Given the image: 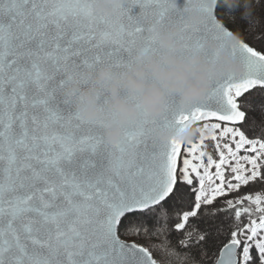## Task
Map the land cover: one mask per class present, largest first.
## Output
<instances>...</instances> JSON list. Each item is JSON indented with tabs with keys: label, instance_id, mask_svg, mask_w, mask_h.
<instances>
[{
	"label": "snow or ice",
	"instance_id": "snow-or-ice-1",
	"mask_svg": "<svg viewBox=\"0 0 264 264\" xmlns=\"http://www.w3.org/2000/svg\"><path fill=\"white\" fill-rule=\"evenodd\" d=\"M254 7L264 15V0ZM206 10L190 28L167 0H126L112 15L90 0H0V264H158L164 225L198 264H264V24L224 19L242 34L233 55L246 71L189 110L170 97L148 119L138 105L116 143L63 94L67 75L83 83L100 65L158 51L153 21L179 23L186 46L230 34L217 7ZM190 121L212 134L186 147L153 134Z\"/></svg>",
	"mask_w": 264,
	"mask_h": 264
},
{
	"label": "clouds",
	"instance_id": "clouds-1",
	"mask_svg": "<svg viewBox=\"0 0 264 264\" xmlns=\"http://www.w3.org/2000/svg\"><path fill=\"white\" fill-rule=\"evenodd\" d=\"M170 8L183 18L190 28L197 27L209 15L206 5L213 10L223 7L222 17H216L220 30L230 34L217 39L208 36L199 45L186 46L180 38L181 25L171 22L161 27L155 21L148 25V31L155 36L158 51L139 49L130 62L119 69L100 65L86 71L78 81L71 75L63 94L65 99L74 100L76 113L87 121H98L104 140L116 143L121 136L122 126L138 117V105L148 119L162 117L170 97L178 107L189 110L202 102L212 84L226 75L240 76L246 71L244 59L233 55L242 34L224 27V19L239 16L246 24V31H253L262 25L256 15L254 0H167ZM126 0H90L94 11L112 15L120 10ZM103 97V103H101ZM154 136L166 143L174 138L182 144H191L201 136L212 134L197 121H190L177 127H158ZM162 221L168 213H158ZM158 264H198L189 253L181 252L166 240V225L162 226Z\"/></svg>",
	"mask_w": 264,
	"mask_h": 264
},
{
	"label": "trees",
	"instance_id": "trees-1",
	"mask_svg": "<svg viewBox=\"0 0 264 264\" xmlns=\"http://www.w3.org/2000/svg\"><path fill=\"white\" fill-rule=\"evenodd\" d=\"M261 3V0H254V6H256V5H258V4H260ZM224 12V9H223V7H221V6H217V13H218V17H219V15L220 14H222ZM257 16H259L260 18H261V21H262V24H264V15H257ZM236 20H238L239 21V23H240V25H242V27L244 28V29H246V24H245V22L243 21V20H241L240 18H239V16H236V18H235ZM230 30H232V29H230ZM211 148L210 147H208V152L210 153V154H213V156H214V158H217L216 157V155L214 154V153H212V151L210 150ZM181 252H185L184 250H181V249H179ZM187 253V252H186ZM201 258H203V255L201 254Z\"/></svg>",
	"mask_w": 264,
	"mask_h": 264
},
{
	"label": "rangeland",
	"instance_id": "rangeland-1",
	"mask_svg": "<svg viewBox=\"0 0 264 264\" xmlns=\"http://www.w3.org/2000/svg\"><path fill=\"white\" fill-rule=\"evenodd\" d=\"M204 122H201L200 124H203ZM211 122H209L210 124ZM209 143V147L211 148L210 150L212 151V153L215 154V151H214V146L212 144V142H208ZM189 144H183L184 147L188 146ZM208 151V149H207ZM216 155V154H215ZM184 156H181L178 163L182 166V160H183ZM205 163H206V158H205ZM214 170V169H213Z\"/></svg>",
	"mask_w": 264,
	"mask_h": 264
},
{
	"label": "water",
	"instance_id": "water-1",
	"mask_svg": "<svg viewBox=\"0 0 264 264\" xmlns=\"http://www.w3.org/2000/svg\"><path fill=\"white\" fill-rule=\"evenodd\" d=\"M180 3L182 4L183 0H180ZM138 10H139L138 7L134 6L133 9H132V14H135L136 12H138ZM198 123H201V122H198Z\"/></svg>",
	"mask_w": 264,
	"mask_h": 264
}]
</instances>
